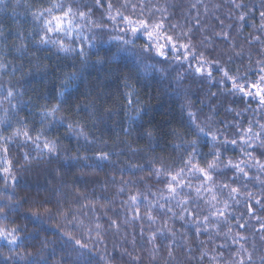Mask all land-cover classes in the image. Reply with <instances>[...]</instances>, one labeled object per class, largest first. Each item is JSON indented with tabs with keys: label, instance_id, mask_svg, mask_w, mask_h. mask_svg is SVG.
I'll return each mask as SVG.
<instances>
[{
	"label": "trees",
	"instance_id": "trees-1",
	"mask_svg": "<svg viewBox=\"0 0 264 264\" xmlns=\"http://www.w3.org/2000/svg\"><path fill=\"white\" fill-rule=\"evenodd\" d=\"M53 2L3 0L0 4V120H4L0 137L7 139V143L0 140V207L7 215L0 227L20 229L16 245L0 240V264H235L241 259L240 244L247 250L245 260L251 254L252 264H261L264 172L256 167L248 169L247 181L243 177L234 180V169L217 168L215 183L238 187L241 195L238 201L229 200L228 189L218 191L217 207L223 209L228 201L226 215L219 223L210 222V230L200 234L194 221L172 219L159 209L152 211L155 224L150 223L147 203L141 197V203L134 206L130 196L140 193L148 195L150 201L158 200L159 196L151 193L162 190L167 179L166 175L158 179L155 170L163 168L167 173L183 167L182 159L191 152V148L185 151L186 142L194 138L185 135L187 111L196 113L198 122L209 130L218 129L221 140H239L250 120L253 132L260 130L264 111L258 100L233 91L229 81L221 84L223 74L216 67L228 70L230 76L261 75L257 62L264 61V0H103L99 5L97 0H60L65 7L71 3L91 12L90 20L100 27L89 25L85 34L97 41L124 35L118 31L123 26L119 18L115 25L107 18L109 4L113 16L117 10L132 14V5H137L135 13L139 15L142 5L144 16L162 21L167 34L191 45L190 51L196 54L191 68L188 62L178 63L171 56L161 63H157L159 57L141 56L144 63L161 69L148 75L137 70L136 56L97 63L109 44L97 43L92 49L85 45L86 62L76 53L59 52L51 45L37 46L38 36L33 33L39 24L33 13ZM125 4L127 8L122 7ZM241 13L245 14L243 22L239 20ZM146 42L140 35L136 51ZM101 48L104 51L95 55ZM201 54L213 67L211 79L206 71L203 76L194 72ZM72 74L77 76L76 87L65 94L57 113L64 123L49 129L47 121L41 124L40 111L57 102L62 81ZM10 89L16 93L12 104L18 107L14 110L4 99ZM128 93L132 94L131 106L127 104ZM137 108L141 116L130 126L126 113L131 110L134 114ZM68 123L74 125L73 132H69ZM77 124L87 140L75 134ZM24 125L33 138L43 130L45 137L56 140V152L41 153L31 141L15 136ZM255 144V151H249L262 161L264 145L259 141ZM199 147L205 156L201 167L212 160L206 154L216 150L223 153L222 165L229 159H241L239 144H220L213 149L201 141ZM100 151L110 153L109 159L98 160ZM4 168L9 172H3ZM191 182L200 183L196 178ZM197 203L196 211L203 219L208 205L203 200ZM250 204L254 215L248 212ZM137 207L142 219H133ZM165 220L164 235L150 242L149 237ZM238 224L247 226L240 228ZM239 236L246 241L234 243L233 237ZM77 240L86 247L77 245Z\"/></svg>",
	"mask_w": 264,
	"mask_h": 264
},
{
	"label": "snow or ice",
	"instance_id": "snow-or-ice-1",
	"mask_svg": "<svg viewBox=\"0 0 264 264\" xmlns=\"http://www.w3.org/2000/svg\"><path fill=\"white\" fill-rule=\"evenodd\" d=\"M3 3V0H0V4ZM103 0H97V4H102ZM122 7L127 8L128 5H122ZM137 5H132L133 13L125 15L123 12L117 10L116 15L111 14L112 5H108L109 15L108 19L112 20L114 25L117 23V18L119 22L122 23V27L118 29L119 32L124 35H114L110 37L109 41L95 40L92 37L85 34V29L87 26L100 27L95 24V21L90 20V11H81L79 8H74L71 3L67 7L60 2V0H55L52 5L41 11L33 13V18L38 22L39 28L34 31L33 35L38 36V40L35 41L37 46H48L51 45L58 49L59 52L63 53H76L86 62L88 52L85 51V45L89 49L96 48L97 43L100 45L109 44L110 46L106 51L102 48L98 49L94 54L99 55L101 51H104L103 59L97 61V63H102L104 60L115 61L123 60L128 56L137 57V70L142 72L145 75L150 74L153 71H160L157 69L155 64L144 63L140 59L144 54L147 55V59H153L154 57H159L160 60L157 63L167 61L169 56L175 59L178 63L188 62L189 67H192L191 60L196 59V54L190 51L191 45L186 43H180L179 37H174L169 35L164 30V24L162 21L153 22L151 16H144L143 6L141 5V13L136 15L135 8ZM236 8H242V4H234ZM136 16L134 19L133 16ZM261 19L264 21V12H261ZM239 20L243 22L245 20V14L241 13ZM261 29L264 30V23L261 25ZM2 34V33H0ZM143 35L146 38V43L142 44L139 48V51H136V39ZM227 39V35L224 36ZM257 39H260L257 37ZM69 43H65V41ZM114 43L115 50L112 48V43ZM75 45V46H73ZM154 54V56L152 55ZM260 64V73L259 78L251 83H240L239 76H230L228 70L220 67H216V71L222 72L221 84H224L225 81H232V90L238 91L244 97H249L251 99L258 100V105L260 108L264 109V61L258 62ZM207 66V68L205 67ZM3 65L0 64V68ZM207 72V77L212 78L213 67L209 61L203 57L197 62L194 72L198 75L203 76ZM77 76L75 74L66 76L62 81L61 87L57 92L56 100L57 102L52 104L50 107H43L40 111L41 124L45 121L48 122L49 129L54 124H63L64 119L58 118L57 113L61 111V105L63 103V97L65 94H71L73 89L76 87L75 81ZM16 93L13 90H8L7 95L4 97L8 101L11 109H16L18 105L12 104V100L15 97ZM127 104L131 106L133 100L131 99V93H128ZM128 119L131 123H135L139 120L141 116V109L137 108L134 114L129 110ZM8 116V110H5V120ZM4 120H0V123ZM259 131L253 132V128L250 124L249 128L243 130V134L240 136L239 140L237 139H220L221 133L217 129L215 131L209 130L203 124L198 122V117L196 113L192 111H187V119L184 121V127L186 128L185 135L191 134L194 136L193 139L186 142L185 151L187 152L188 148H191V152L187 153V158L182 159L183 167L178 171L169 170L165 173L163 168L156 169V175L159 179L161 176L166 175L167 183L164 188L158 193L153 192L151 196H159L158 200H149L148 195L137 193L136 195L130 196L132 205L138 206L141 203V197L143 202L147 203V220L155 224V218L151 214L154 209H159L160 212L164 213L165 216L171 214V218H179L182 221H194L197 234H200L201 231H209L212 226L210 222L216 221L219 223V218L226 215V210L229 207L228 201L224 202V208L221 209L217 207L220 203L219 196L217 192H223L225 189L229 191V200H237L241 195V190L238 187H230L228 184L217 185L214 180V173L216 172L219 166H222L227 169H234L235 176L234 180L241 177L245 181L249 180V171L252 167H256L259 171L264 172V163L260 160L255 159L252 156V151H255L256 141H259L261 145H264V124H259ZM69 132H73L74 125L72 123L67 124ZM75 128L78 131L75 132L76 135L82 136L87 140V134L83 131V128L78 124L75 125ZM127 132L128 129H125ZM15 136H23L26 141H31L35 144L36 149L41 152L55 153L57 150V141L54 139H48L44 136L43 130L37 132L36 136L33 138L31 132L28 130L27 126L24 125L22 128L17 129L14 133ZM149 135H151L149 133ZM173 135H177L173 133ZM10 139V138H9ZM0 140H4L7 143V139L0 137ZM43 144L41 147V141ZM204 141L213 149L217 148V145L223 144L228 145L229 143L235 147L237 144L241 147V159L239 161L233 162L231 159L228 160L226 164L222 165L221 157L223 153L219 150L214 152H209L206 155L211 156L212 160L209 161L206 166L201 167L200 161L205 158L202 155L200 150V143ZM90 143L92 141H89ZM252 149V151H249ZM7 152V148L4 149ZM110 153L100 151L97 154V159L104 161L108 160ZM246 157V159H245ZM28 155H25V159H28ZM3 172L8 173L9 169L4 168ZM192 178H196L200 181L199 185L192 184ZM248 198H252V194L248 193ZM203 200L208 205V214L203 215V219H200V212H197L196 209L199 207L197 201ZM162 201V202H161ZM256 203H261L260 200H257ZM7 207V206H5ZM179 209V211H177ZM248 212L250 215H254L253 207L250 204L248 207ZM7 215L3 207H0V221L6 220ZM133 219H142L139 213V208L137 207L136 211L133 213ZM259 220V217H257ZM246 224H238V227L245 228ZM167 227V220L164 221V226L157 232L149 237V241H154L157 235H164V228ZM264 228V224L261 225ZM19 227H0V240L6 241L9 245H16L18 243V233ZM231 231V229H229ZM143 234V231H142ZM246 237L239 236L233 237L234 243H239L240 241H246ZM76 244L81 248H85L86 245L80 243L79 240L76 241ZM241 259L235 262V264H252L251 254L247 255V260L243 258L247 250L244 248L243 244H240L238 250ZM171 255V253H170ZM204 255V253H202ZM261 264H264V260L261 261Z\"/></svg>",
	"mask_w": 264,
	"mask_h": 264
},
{
	"label": "rangeland",
	"instance_id": "rangeland-1",
	"mask_svg": "<svg viewBox=\"0 0 264 264\" xmlns=\"http://www.w3.org/2000/svg\"><path fill=\"white\" fill-rule=\"evenodd\" d=\"M262 60H264V57L262 58ZM258 63V62H257ZM232 76H239L241 79H240V83H251V82H254V81H256L258 78H259V76L258 75H247V76H243V74H241V76H240V74H237V75H232ZM229 81V83L232 85V81H230V80H228ZM238 94H241V93H239L238 91H236ZM242 95V94H241ZM257 104H258V102H257ZM259 106V105H258ZM260 108V107H259ZM262 109V108H261ZM263 111H264V109H262ZM249 126H250V124H251V126H253V121H249L248 123H247ZM262 163H264V160H262L261 161ZM3 241V240H2Z\"/></svg>",
	"mask_w": 264,
	"mask_h": 264
}]
</instances>
